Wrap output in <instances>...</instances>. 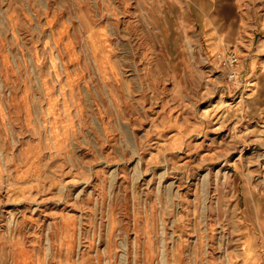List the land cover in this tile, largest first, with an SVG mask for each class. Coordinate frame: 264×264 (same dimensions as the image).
Wrapping results in <instances>:
<instances>
[{
	"label": "rangeland",
	"instance_id": "1",
	"mask_svg": "<svg viewBox=\"0 0 264 264\" xmlns=\"http://www.w3.org/2000/svg\"><path fill=\"white\" fill-rule=\"evenodd\" d=\"M0 264H264V0H0Z\"/></svg>",
	"mask_w": 264,
	"mask_h": 264
},
{
	"label": "built area",
	"instance_id": "2",
	"mask_svg": "<svg viewBox=\"0 0 264 264\" xmlns=\"http://www.w3.org/2000/svg\"><path fill=\"white\" fill-rule=\"evenodd\" d=\"M237 56L234 53H229L221 58V64L227 69V77L232 79L236 76L235 64L237 63Z\"/></svg>",
	"mask_w": 264,
	"mask_h": 264
},
{
	"label": "crops",
	"instance_id": "3",
	"mask_svg": "<svg viewBox=\"0 0 264 264\" xmlns=\"http://www.w3.org/2000/svg\"><path fill=\"white\" fill-rule=\"evenodd\" d=\"M204 21L208 23V22H210V19H209V21L207 19H205V20H202L201 22L203 23Z\"/></svg>",
	"mask_w": 264,
	"mask_h": 264
},
{
	"label": "bare ground",
	"instance_id": "4",
	"mask_svg": "<svg viewBox=\"0 0 264 264\" xmlns=\"http://www.w3.org/2000/svg\"><path fill=\"white\" fill-rule=\"evenodd\" d=\"M229 252V251H228ZM227 256V255H226Z\"/></svg>",
	"mask_w": 264,
	"mask_h": 264
}]
</instances>
